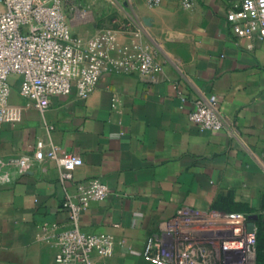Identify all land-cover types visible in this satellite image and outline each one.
<instances>
[{
    "label": "crops",
    "instance_id": "crops-1",
    "mask_svg": "<svg viewBox=\"0 0 264 264\" xmlns=\"http://www.w3.org/2000/svg\"><path fill=\"white\" fill-rule=\"evenodd\" d=\"M147 1L118 0L128 29L119 40L149 45L159 72H105L90 97L78 98L74 88L51 97L43 114L12 78L9 103L21 120L0 129V264H56L58 234L70 226L62 204L92 179L110 194L83 211L81 228L114 241L97 264H150L143 259L148 237L182 211L260 208L264 41L233 33L227 14L241 0H193L192 9L182 0ZM210 98L226 123L217 133L190 120L195 103ZM38 141L83 160L72 182L61 183L55 161H35ZM21 158L29 160L25 172L16 166Z\"/></svg>",
    "mask_w": 264,
    "mask_h": 264
},
{
    "label": "built area",
    "instance_id": "built-area-1",
    "mask_svg": "<svg viewBox=\"0 0 264 264\" xmlns=\"http://www.w3.org/2000/svg\"><path fill=\"white\" fill-rule=\"evenodd\" d=\"M65 1L0 0V129L21 120V111L9 103L14 77L19 81V94L43 114L51 97L68 96L74 88L78 98L90 97L105 72L147 77L160 71L149 45L120 42L119 33H128L123 24L118 29L98 30L86 39L74 35L65 18ZM147 2L154 7L161 0ZM182 6L192 9L194 2L182 0ZM227 21L236 37L264 41V0L235 3ZM195 106L190 120L201 130L217 133L226 128L214 98L198 100ZM60 150L58 145L38 141L34 159L55 161L60 181L66 184L73 181L83 160L61 155ZM16 166L25 172L29 160L21 158ZM109 194L107 185L92 179L77 183L76 193L66 196L62 207L70 226L58 234L56 264H97V258L112 254L111 236L86 233L80 223L89 204ZM249 223L244 213L182 211L161 233L148 237L143 259L150 264H257V227L251 232Z\"/></svg>",
    "mask_w": 264,
    "mask_h": 264
},
{
    "label": "rangeland",
    "instance_id": "rangeland-1",
    "mask_svg": "<svg viewBox=\"0 0 264 264\" xmlns=\"http://www.w3.org/2000/svg\"><path fill=\"white\" fill-rule=\"evenodd\" d=\"M65 11L73 34L90 37L97 30L118 29L124 21L125 8L118 0H66Z\"/></svg>",
    "mask_w": 264,
    "mask_h": 264
},
{
    "label": "trees",
    "instance_id": "trees-1",
    "mask_svg": "<svg viewBox=\"0 0 264 264\" xmlns=\"http://www.w3.org/2000/svg\"><path fill=\"white\" fill-rule=\"evenodd\" d=\"M244 213L248 217L256 214L258 218L255 220L257 227V240H256V257L257 264H264V197L260 208H251L245 204L233 205L228 213Z\"/></svg>",
    "mask_w": 264,
    "mask_h": 264
},
{
    "label": "water",
    "instance_id": "water-1",
    "mask_svg": "<svg viewBox=\"0 0 264 264\" xmlns=\"http://www.w3.org/2000/svg\"><path fill=\"white\" fill-rule=\"evenodd\" d=\"M257 215H251L249 216V220H250V223H249V231L253 232L254 231V227H255V220L257 219Z\"/></svg>",
    "mask_w": 264,
    "mask_h": 264
}]
</instances>
